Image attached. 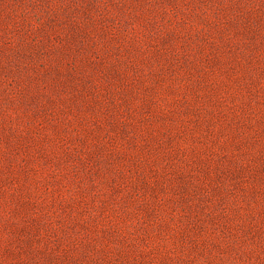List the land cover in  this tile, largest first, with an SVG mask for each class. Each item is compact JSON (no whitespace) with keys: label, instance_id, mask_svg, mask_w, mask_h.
Masks as SVG:
<instances>
[{"label":"rangeland","instance_id":"rangeland-1","mask_svg":"<svg viewBox=\"0 0 264 264\" xmlns=\"http://www.w3.org/2000/svg\"><path fill=\"white\" fill-rule=\"evenodd\" d=\"M0 264H264V0H0Z\"/></svg>","mask_w":264,"mask_h":264}]
</instances>
